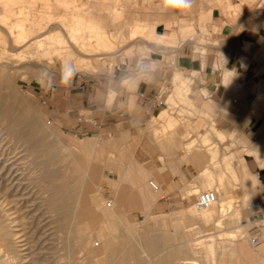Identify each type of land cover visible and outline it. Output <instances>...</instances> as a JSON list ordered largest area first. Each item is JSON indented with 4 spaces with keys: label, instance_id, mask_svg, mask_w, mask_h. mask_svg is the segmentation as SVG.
Instances as JSON below:
<instances>
[{
    "label": "rangeland",
    "instance_id": "374dc122",
    "mask_svg": "<svg viewBox=\"0 0 264 264\" xmlns=\"http://www.w3.org/2000/svg\"><path fill=\"white\" fill-rule=\"evenodd\" d=\"M67 1H71L69 2L70 5H62L57 0H43L44 3L42 0H24L26 7L24 8V12L27 16L30 14L29 19H31L30 22L25 23L29 36L27 35L23 42L22 40L18 44L14 42V48L10 45L8 46L9 51L13 54L8 52L7 56H10L11 60H4L10 65L7 73L11 80V84L5 92L9 93L10 98L12 97V101L16 104L17 111L15 114L18 113L17 115L24 114L25 116L35 117L41 127V133L44 135L46 144H53L55 150L57 149V152L60 154L58 164L61 172L59 177L56 178V181L68 184L71 186V189L80 190L78 181L80 174H76V176L74 168L79 165L80 160H83L86 163H84L85 168H88L86 169L87 173H96L98 187L89 195L88 202H84V198H76L77 217L72 222L67 221L59 212L55 211L54 213L50 207L55 202L54 199L57 198L59 201V199L61 200L63 198V193L59 191V195L61 196L57 197L58 192L53 193L52 182L40 170L43 167L41 161H48L49 156H41L36 159L31 151H27L32 146L31 142L21 145V143L18 144L16 139L11 138L12 136L6 137L9 142L13 143L7 144V142H4V144L0 145H4V148H12L14 151L10 155L12 159L7 164V167H10L12 163H16L15 166H18L21 171L15 173L16 167L14 170L13 166L11 171L12 176L4 175V179L6 180L4 182L2 179L1 182L6 183L10 177L12 179L11 181L14 178H21L20 181L18 180L20 183L18 190L21 191V187H24L21 191L22 194L24 193L23 197L21 198L19 196L17 198L20 205V209L18 208L20 212L15 213L18 209L13 206L15 205L13 198H10L12 203L8 206L14 214L12 219L14 221L13 231L16 233L14 239L17 240L19 238L17 241H21V245H26L23 249L28 248V250L24 251V254L33 250L29 254L40 260L38 264H158L160 259L154 257V254L145 247V241L149 240L152 236L156 237V235L151 233L150 228H144L143 223L133 226L131 220L124 219L120 214V219L115 218L113 221L111 217L109 219L106 216L103 217L101 219L103 222L99 226L94 225L91 221V214L93 212L98 215L111 213V209L107 205L110 201L113 203L112 208L119 206L118 194L113 190L114 187L112 189L109 187L110 185L112 186L113 182H117L119 178V171L117 170L119 168L118 164L127 161H136L135 158L140 157L139 151H137L138 148L140 149L141 146H147L149 148L153 146L154 148H159L162 152L176 150L184 153L190 157L191 164L204 165L206 173L202 177L207 179L206 183L213 182L208 187L206 185H199L191 189L188 193L191 197L190 201L192 200L191 209L187 213H184L179 220L180 225L190 233V251L194 250L197 251L196 254L198 253L194 258L196 264H259V261L244 260L243 257L237 254V249L239 248L252 253L242 242L247 243L248 247L253 250L258 248L250 245V239L254 236L262 239L261 245L264 243V227H260V230L257 227L250 231L247 230L248 226L253 225V223H247L249 215L248 207L253 201L254 194L260 189L259 182L258 180L254 181L256 176L250 173L248 168L250 180L248 181V185L245 186L244 178L240 170L238 171L237 163H234L237 172L234 173L229 161H224L222 158L225 155L231 156L233 159L244 158L247 167L256 163L261 168H264V157L257 159L254 154L250 153L251 150L256 148V143L264 139V119L260 120L259 116L264 111V108L257 107L254 104L257 121L250 124V129H241L235 123L228 122L234 115V108L220 109L214 102H211V91H208L203 86L205 81L201 75L194 72H183L190 81L188 85L192 84L183 100L173 105H165L164 103L166 102L163 100L167 95L173 96V93H175V85L172 79H174L179 69L174 68L173 64L176 62L179 48L186 43H191V46H194L196 50V55L204 58L209 51L208 49L216 48L215 46L218 43L211 38L210 33L204 27L189 26L182 23L173 29L165 28V30H156V26L150 20V0ZM118 3L120 4L118 5ZM79 4L82 8H80ZM81 4L85 6L83 7ZM238 4L237 6L234 2L228 3V13L238 16L242 13L246 14L249 11L248 16L260 18L256 28H264V23H261V20H264V0H239ZM261 4L262 7L259 9V5ZM46 5L50 6L46 7ZM75 6L77 8H75L76 11L74 10ZM118 6L121 8L119 9ZM18 8V5H16L14 12H17V16L11 17L9 26H12L15 21L17 23L19 22ZM116 9L118 10L117 12L122 9L121 11L123 13L120 11L117 17L110 15L113 14L112 10L116 12ZM244 11L246 12L244 13ZM79 13L87 22L96 23L98 26L104 28L111 42V46L108 47L109 49L96 46L94 34L87 31L84 33V37L88 40L87 43L90 52L81 54L76 51L75 46L70 42L71 37L67 30L68 25L72 21L73 14L80 15ZM58 16H61V19ZM34 21L38 24L36 22L34 23ZM41 21H43L42 24ZM138 25L141 34H138L137 38H133L132 40L130 39V33ZM30 26L32 27L31 30ZM19 29H15L16 37H18ZM141 30H144V33ZM115 37L118 40H115ZM41 41H44L42 44L43 47ZM35 47L37 48L35 49ZM93 48H96L94 49L95 52L91 50ZM53 52L59 53H56V55ZM71 52L73 54L70 55ZM30 53L32 55L36 54L38 61L28 62L31 57ZM95 53L97 55H94ZM14 54L15 56H13ZM50 55L51 58L48 59ZM217 56L218 58L214 64V69L220 70L224 75V68L230 65L236 74L233 77L234 79L231 78L230 84L226 85L238 88L240 86V79L244 78L242 71L234 67L230 62L228 54L217 53ZM25 58L27 59L25 60ZM245 59H241L242 62H246L244 66L249 61ZM4 61H0V68L6 67ZM87 61L90 62V66L87 65V67L82 68L83 64H88ZM66 63H71L74 68L77 67L75 68L76 75L72 79L70 87H64L60 84V69ZM146 66L154 67L147 72H141V69ZM45 69L49 71L45 72ZM137 75H144L146 77V83L158 86V91L154 97L157 109L150 113L142 127L134 128L136 126L126 125L124 129L113 131L111 134L109 132L101 134L88 133L79 130L80 123H78V115L71 118V120L73 119L72 122H74L73 125L77 127L69 128L63 125L61 120L65 116L66 111L64 96H75L78 93H85L88 85L96 84L99 86L107 79H114L122 86H125V88H128L130 82L128 83L126 81H130ZM53 80L56 86L48 87L47 82ZM114 97V94L110 96V102H112ZM204 105H211L213 108L205 114L201 111ZM164 109L168 110V116L166 118H160L159 120H153V117H157ZM137 114H140V108H137ZM169 115L171 116L169 117ZM216 129L226 135L224 140L218 136ZM141 134L144 136L143 139L142 137H138ZM245 136H247L245 139L248 140H246L247 145H241L238 140L244 139ZM244 150H247V152H243ZM199 156L203 157L198 158ZM1 162L2 159L0 157ZM21 173H23L24 177H21ZM81 176L86 177V174L81 173ZM220 177L224 185L220 183ZM99 187L100 190L98 189ZM205 191H216L215 193L219 199V202L215 205V209H217L215 210L216 214L214 213L208 221L200 218L199 213L194 208L196 194ZM1 198L3 199L0 194V204L5 202L3 204L7 205V201L4 200L5 198L3 200ZM219 204H223L224 207L219 206ZM222 209H224V212ZM217 214H224V216L221 215L222 217H219ZM21 216L23 220H21ZM218 221H221L220 224L222 226L217 223ZM21 235L27 236L22 237ZM29 240L34 242V244L29 242ZM130 240L131 242H129ZM106 244L107 247H112V254H103L102 249H104ZM33 246L36 247L33 248ZM211 246H213L215 253L206 255L205 251ZM40 247L43 250H40ZM140 247H145L147 254L153 256L150 261L147 260L146 256L142 255ZM128 248H136L138 250L137 259L129 254L127 251ZM34 253L36 254L34 255ZM199 253L202 254L199 255ZM107 256L110 257L107 258ZM24 261V264H29L27 261H30V257ZM182 263L185 262H178L176 264Z\"/></svg>",
    "mask_w": 264,
    "mask_h": 264
},
{
    "label": "crops",
    "instance_id": "0c3cea01",
    "mask_svg": "<svg viewBox=\"0 0 264 264\" xmlns=\"http://www.w3.org/2000/svg\"><path fill=\"white\" fill-rule=\"evenodd\" d=\"M233 2L239 5V0H193L192 7L181 12L164 11L162 0H150L149 10L151 23H154L158 31L173 29L182 23L207 29L211 38L218 43L216 48H209L206 56L202 58L196 55L191 43H186L177 51L173 67L182 73H199L205 81L203 86L211 91V102L220 109L233 107L234 115L228 122L245 130L250 129V124L257 121L254 109L257 95L254 88L257 84L264 85V28H256L260 18L248 16L249 11L238 16L229 14L227 4ZM246 45H249L248 50ZM217 53H229L230 62L237 70L242 71L244 78L240 79L238 88L226 85L224 75L220 70L214 69ZM242 58L249 60L246 66L242 64ZM157 91L158 86L155 84L130 83L125 88L118 81L107 79L99 86L88 85L85 93L64 96L66 111L61 121L64 126L75 128L77 126L73 125L71 118L78 115L80 131L100 134L120 131L126 125L142 127L150 113L157 109L154 100ZM112 94L115 97L110 102ZM207 107L210 110L213 108L211 105H204L202 109ZM137 108H140V114H137ZM259 116L263 120L264 111ZM138 137L144 138L143 134ZM137 151L140 157L135 158L136 161L118 164L119 178L109 186L111 189L114 187L113 190L118 194L120 215L131 220L133 226L143 223L144 228H150L151 233L156 235L145 243L151 246L154 257L160 259L158 264L187 262L191 258L190 233L180 225L179 220L191 209L192 200L190 201L191 197L187 193L195 186L208 183L202 177L206 168L204 165L191 164L190 157L176 150L162 152L153 146H141ZM201 157L203 156L198 158ZM248 168L256 176L254 179L258 180L260 187L252 200H259L264 204V168L256 163ZM151 182L158 183L156 185L159 192L152 189ZM262 219L264 211L259 215H248L247 223L253 225L248 226L247 230L255 227L259 229V220ZM242 244L255 255H260L259 260L264 262V243L254 250L247 243Z\"/></svg>",
    "mask_w": 264,
    "mask_h": 264
},
{
    "label": "bare ground",
    "instance_id": "6f19581e",
    "mask_svg": "<svg viewBox=\"0 0 264 264\" xmlns=\"http://www.w3.org/2000/svg\"><path fill=\"white\" fill-rule=\"evenodd\" d=\"M35 1V0H34ZM50 1V0H48ZM59 3H61L62 5H70L69 2L71 1H67V0H57ZM82 1V0H81ZM97 1V0H96ZM109 1V0H108ZM118 1V0H117ZM116 1V3H117ZM43 2V0H42ZM79 2V1H78ZM104 2V1H103ZM113 2V1H112ZM44 3V2H43ZM46 3V1H45ZM74 3V2H73ZM42 4V3H41ZM52 4V3H51ZM120 3H118L119 5ZM125 4V3H124ZM123 4V5H124ZM18 5V9H19V12H18V18H20L19 22L17 23L15 20L14 24H12V26H9V20H11V17H15L17 16V12L15 13L14 12V8L15 6ZM28 5V4H27ZM36 5V4H35ZM43 5V4H42ZM82 5V4H81ZM32 6V5H30ZM34 6V5H33ZM47 6H50V5H46ZM80 6V4H79ZM83 7L85 6L84 4L82 5ZM121 6V5H120ZM45 7V6H44ZM52 7V6H51ZM66 7V6H65ZM64 7V8H65ZM73 7V6H72ZM71 7V9H72ZM262 7V4L259 5V9ZM24 8L25 7V4H24V0H0V61H9L11 60L10 56H7V53L8 52H11L9 51V48L8 46L10 45L11 47L14 48V42H20V40H23L27 37V35L29 34L28 33V29H26L25 27V23L27 22H30L31 19H29V15L27 16L24 12ZM31 8V7H30ZM50 8V7H49ZM63 8V7H62ZM76 6L74 7V10H75ZM80 8H82L80 6ZM104 8V7H103ZM119 8V6H118ZM121 8V7H120ZM119 8V9H120ZM258 8V7H257ZM29 9V8H27ZM53 9V8H52ZM54 9H56L54 7ZM68 9V8H67ZM77 9V8H76ZM88 9V8H87ZM264 9V8H263ZM26 10V9H25ZM69 10V9H68ZM90 10V9H88ZM122 10V9H121ZM120 10V11H121ZM50 11V9H49ZM76 11V10H75ZM79 11V10H78ZM84 11V10H83ZM86 11V10H85ZM108 11V10H107ZM113 11V12H112ZM111 12L113 14H110V15H114V16H118L120 11L117 12L118 10L116 9V12H114V10H112ZM52 12V11H50ZM55 12V11H54ZM96 12V11H95ZM122 12V11H121ZM258 12V11H257ZM33 13V12H32ZM38 13V12H37ZM44 13V12H43ZM53 13V12H52ZM77 13V12H75ZM82 13V11H81ZM85 13V12H84ZM123 13V12H122ZM72 14V13H71ZM80 14V13H79ZM83 14V13H82ZM86 14V13H85ZM32 15H35V14H32ZM39 15V14H38ZM58 15V14H57ZM46 16V15H44ZM43 16V17H44ZM86 16V15H85ZM35 17V16H34ZM42 17V16H40ZM57 18V16H55ZM59 17V16H58ZM61 17V16H60ZM59 17V19H61ZM111 17V16H110ZM121 17V16H120ZM16 17V19H18ZM31 18V17H30ZM52 18V17H51ZM62 18H63V15H62ZM66 18V17H65ZM69 18V17H68ZM113 18V17H112ZM119 18V17H118ZM116 18V19H118ZM48 19H50V17H48ZM53 19V18H52ZM87 19V18H86ZM93 19V18H92ZM13 21V19H12ZM54 21V20H53ZM66 21V20H64ZM94 21V20H93ZM36 21H34L35 23ZM43 21H41V24H42ZM51 22V21H50ZM56 22V21H55ZM37 23V22H36ZM261 23H264V20H261ZM38 24V23H37ZM134 24V23H133ZM29 25V24H28ZM40 25V24H39ZM62 25V24H61ZM100 25V24H99ZM36 26V25H34ZM33 26V27H34ZM38 26V25H37ZM60 26V25H59ZM64 27V25H62ZM39 27V26H38ZM146 27V26H144ZM262 27V26H261ZM17 28H20L19 29V34H18V37L15 36V29L17 30ZM31 26H30V30H31ZM48 28V27H47ZM60 28H62L60 26ZM147 28V27H146ZM144 28V29H146ZM142 29V27H141ZM36 30H39V29H36ZM44 30V29H43ZM49 30V29H48ZM47 30V31H48ZM66 30V29H65ZM42 31V30H41ZM58 31V30H57ZM69 31V36L71 37V41L72 44L75 46L76 48V51L79 52V53H88L90 52L89 51V46H88V43H87V39L86 37H84V33H86L87 31L90 32L91 34H94L95 36V40H96V46H98L99 48H108L109 46H111V42L109 41V38L107 36V34L105 33L104 31V28L101 27V26H98L96 23H93V22H87L85 20V18L83 16L80 15H74L72 16V21L70 22V24L68 25V30ZM142 31V30H141ZM144 31V30H143ZM142 31V33H144ZM39 33V32H38ZM50 33V32H49ZM53 33V32H52ZM90 34V35H91ZM109 34V33H108ZM138 34L140 35V27L139 25L138 26H135L134 29L131 31L130 33V39L133 40V38H137ZM41 35V34H40ZM66 35V34H65ZM29 36V35H28ZM42 36V35H41ZM50 36V35H49ZM55 36V35H54ZM113 36V35H112ZM119 36V35H118ZM123 36V35H122ZM57 37V35H56ZM62 37V36H61ZM125 37V36H124ZM48 38V36H47ZM116 38V37H115ZM119 38V37H118ZM28 40V39H27ZM32 40V39H31ZM38 40V39H37ZM62 40V39H61ZM60 40V41H61ZM67 40V39H65ZM93 40V39H91ZM114 40V39H113ZM112 40V41H113ZM115 40H118L117 38ZM51 41H52V38H51ZM64 41V39H63ZM121 41V40H120ZM30 42V41H28ZM41 45L43 44L44 41H41ZM59 42V41H57ZM67 42V41H66ZM94 42V41H93ZM92 43V42H91ZM40 44V43H39ZM60 44V42H59ZM90 44V43H89ZM29 45V44H28ZM91 45V44H90ZM37 46L39 47V45L37 44ZM47 47H49L48 45H46ZM112 46H113V43H112ZM43 47V45H42ZM46 47V48H47ZM91 47V46H90ZM93 47V46H92ZM180 47V46H179ZM246 50L249 49V45H246ZM37 47H35L36 49ZM41 48V47H40ZM38 48V49H40ZM74 48V47H73ZM28 49V48H26ZM96 48H93L91 50H94ZM109 49V48H108ZM112 49V48H111ZM14 50V49H12ZM25 50V49H24ZM30 50V49H29ZM48 50V49H47ZM101 50V49H99ZM50 51V50H48ZM64 51V49H63ZM98 51V50H97ZM37 52V51H36ZM40 52V51H39ZM95 52V50H94ZM101 52V51H100ZM98 52V53H100ZM175 52V51H174ZM247 52V51H246ZM12 53V52H11ZM55 53V52H53ZM53 53H51L53 55ZM57 53V52H56ZM55 53V54H56ZM59 53V52H58ZM57 53V54H58ZM93 53V52H92ZM91 53V54H92ZM13 54V53H12ZM19 54V53H17ZM26 54V53H25ZM56 54V55H57ZM73 54L72 52L70 53V55ZM229 54V53H228ZM31 57L29 58L28 62H33V61H38V56H36V54L32 55V53H30ZM39 55V54H37ZM94 55H97L96 53ZM102 55V54H101ZM106 55V54H105ZM15 56V54L13 55ZM19 56V55H18ZM24 56V55H23ZM29 56V55H28ZM89 56V55H88ZM12 57V56H11ZM17 58V57H15ZM51 58V55L48 59ZM67 58V57H66ZM80 58V57H79ZM78 58V59H79ZM92 58V57H91ZM101 58V57H100ZM18 59V58H17ZM24 60V58H22ZM27 58H25L26 60ZM56 59V58H55ZM226 59V58H225ZM73 60V59H72ZM82 60V59H81ZM85 60V58H84ZM246 60V59H245ZM51 61V60H50ZM61 61V60H60ZM74 61V60H73ZM72 61V62H73ZM89 61V60H88ZM88 64H83L82 65V68L83 67H87L90 66V62H88ZM5 62V61H4ZM27 62V63H28ZM71 62V63H72ZM80 63V61H78ZM19 63V62H18ZM26 63V64H27ZM41 63V62H40ZM78 63V64H79ZM245 61L242 62L243 65H245ZM74 64V63H72ZM5 65L6 67L4 68H0V144H4V142H7V144H10V143H13V142H9L8 141V137H11L13 139H16L18 141V144L21 143L24 144V143H27V142H31L32 146L30 148L27 149V151H31L32 154L35 156V158H40L41 156H46L48 157V161H41V165L43 166L42 168H40V170H42V174L48 178L50 180L51 185L53 186V193L54 192H58V196H61L59 195V191L62 192L61 194L63 195L62 199L58 201V199H54L55 202L53 204H51V209H53L52 211H57L60 213V215L64 216V219L66 218V220L69 222H72L76 219L77 217V214H76V203H75V200L76 198L78 197H81V198H84V202L87 201V199L89 198V195L91 193L94 192V189L98 187V180L96 179V173L95 174H90V173H87V170L88 168H85L84 166V161L83 160H80L79 161V165L74 168L75 170V175L76 174H80V178L78 179L79 181V186H80V190L79 189H71L68 184H65V183H59L56 181V178L59 177L60 175V168H59V160H60V154L57 152V149L55 150V147L53 146V144H46V140L44 139V135H42L41 133V127L40 125L38 124V122L36 121V118L35 117H31V116H25L24 114H20V115H17L15 114L16 111H17V107H16V104L14 101H12V97L10 98V95L8 92H5V90L10 86L11 84V80H10V77L8 75V69L10 68V65L9 63L5 62ZM77 65V64H76ZM75 66V64H74ZM92 66V65H91ZM30 68V67H29ZM77 68V67H75ZM85 69V68H84ZM15 71V70H13ZM16 72V71H15ZM17 73V72H16ZM22 73V72H21ZM235 71L233 70V68L230 66V65H227L225 68H224V83L225 84H230V81L232 80L231 78H233L235 76ZM174 75V74H173ZM237 76V75H236ZM174 77V76H173ZM234 79V78H233ZM129 83V81H126ZM172 82L173 84L175 85V93H173L174 95L173 96H170V95H167V97H165V102L168 104V105H173V104H176L178 103V101L180 100H183L185 98V95H186V92H188L187 90L189 88H191L192 84L188 85L189 84V80L188 78L181 72V71H178V73L175 75L174 79H172ZM232 83V82H231ZM133 84V83H132ZM232 85V84H231ZM234 85V84H233ZM252 89V88H251ZM254 93L257 95V100H255V106L257 107H263L264 108V85L262 84H257L254 88ZM164 95V94H163ZM163 98V97H162ZM11 99V101H10ZM26 106V105H25ZM210 108L207 107V108H204V109H201V111L205 114H207L209 111ZM32 111V110H31ZM166 116H168V110L164 109L157 117L153 118V120H159L160 118H166ZM171 115H169L170 117ZM172 118V117H171ZM167 122V121H166ZM165 122V123H166ZM169 123V122H167ZM42 124V123H41ZM233 128V127H232ZM217 130V134L218 136L224 140L226 138V135L221 132V131H218ZM223 131V130H222ZM48 136V135H47ZM7 137V138H6ZM247 136L244 137V139H241V140H238L239 143L241 145H247V139H245ZM247 140V141H246ZM12 141V140H10ZM15 142V141H14ZM231 142V141H230ZM250 142V141H249ZM88 143V142H87ZM17 144V143H16ZM29 145V144H28ZM249 145V144H248ZM255 145V144H253ZM8 146V145H7ZM18 148V147H17ZM16 148V150H17ZM20 149V147H19ZM24 149V148H23ZM26 150V149H25ZM22 151V150H21ZM24 151V150H23ZM25 152V151H24ZM243 152H247V150H244ZM14 151L12 148H4V145H0V157L2 159V162L0 163V194L1 196L3 197L4 200H6V204L7 205H4L2 200V204H0V264H24L26 259H28L30 257V261H27V263L29 264H38L40 262V260H38L36 257H32L31 254V250L30 252L28 251L27 254H24V251L28 250V248L26 247V249H23V247H25L26 245H21L22 242H18L17 240H15V236H16V233H14L13 231V224H14V221L12 220L13 219V213H12V209L8 208V206L10 205V203H12V201H10L11 199L10 198H13V201L15 202L13 205L16 209H18L20 207L19 205V201L17 198H19V196L22 198L23 197V194L21 193V191L23 190V186L21 187V191L18 190L20 188V183L18 182V180L20 181L21 178L19 179H15L13 181H11V177L7 179L6 183H4L6 179H4V175H7V176H12V167L14 166V170H15V167H16V170H15V173L17 172H20V168L18 166H15L16 163H12L10 167H7V164L10 162V160L12 159V157H10L11 154H13ZM30 153V152H29ZM250 153L254 154L256 156L257 159H261L264 157V139H262L260 142L256 143V148L251 150ZM20 154V153H19ZM225 154V153H224ZM48 155V156H47ZM28 156V155H27ZM215 157V155H214ZM212 160V159H211ZM222 160L224 161H229V164L230 166L232 167V170L234 173H237L236 170H235V167L236 165L234 163H237V167L239 168L238 171L240 170V172L242 173V176L244 178V185L247 186L248 185V181L250 180L249 179V176H248V167L246 165V161L244 158L242 159H233L231 156H223ZM36 163V161H35ZM37 164H40V163H37ZM86 164V163H85ZM228 165V164H227ZM39 166V165H38ZM88 166V165H87ZM237 169V168H236ZM102 170V169H101ZM4 172V173H3ZM81 173H85L86 174V177H82L81 176ZM26 174V173H25ZM24 174V175H25ZM41 174V175H42ZM211 174V173H210ZM213 174V173H212ZM220 175V174H219ZM23 176V173H21V177ZM77 176V175H76ZM222 176V175H221ZM24 177V176H23ZM13 178V177H12ZM3 179V183L1 182ZM220 180V183H222V178L220 177L219 178ZM16 181V182H15ZM77 181V180H76ZM254 181H256V179H254ZM71 182V181H70ZM152 184H154L153 182H151ZM150 183V186L152 187ZM219 183V182H218ZM22 184V183H21ZM212 183L208 182L206 184V187L212 185ZM73 185V184H71ZM157 189H155L154 187H152V189L155 191V192H159V187L154 184ZM215 185V184H214ZM224 185V184H223ZM25 186V185H24ZM210 188V187H209ZM100 190V187L98 188ZM20 191V192H19ZM218 191V190H217ZM19 192V194H18ZM214 192V191H212ZM216 192V191H215ZM214 192V193H215ZM55 193V194H56ZM188 194V193H187ZM216 194V193H215ZM217 195V194H216ZM55 196V195H54ZM16 198V199H15ZM22 201V200H21ZM45 201V200H44ZM43 201V202H44ZM88 202V201H87ZM219 202V199H218V196H217V201L215 204H213L211 207H209L208 209H204L202 211H197L199 213V216L200 218L208 221L212 218V215L215 213V205ZM83 203V202H82ZM85 204V203H84ZM113 204V203H112ZM112 204L110 206V209H111V213L110 214H106V215H98L96 214L95 212H93L91 214V221L94 225L96 226H99L102 224L103 221H101V219H103V217H111L113 218L112 221L115 219V218H118L120 219V216H119V208L118 207H114L112 208ZM224 204V203H223ZM223 204H219V206H223ZM81 205V203H80ZM86 205V204H85ZM229 205V204H227ZM23 206V205H22ZM47 207V206H46ZM80 207V206H79ZM224 207V206H223ZM22 208V207H21ZM36 208V207H35ZM195 208V207H194ZM227 208V207H226ZM15 209V210H16ZM20 209V208H19ZM17 210L15 213H17L18 211L20 212V210ZM37 209V208H36ZM46 210V209H45ZM219 210V209H218ZM221 210V209H220ZM224 209H222L223 211ZM51 211V213H53ZM18 212V213H19ZM22 212V211H21ZM47 212V211H45ZM217 212V211H216ZM224 212V211H223ZM31 213V212H30ZM57 213V214H59ZM220 213V212H219ZM21 214V213H20ZM81 214V213H80ZM103 214V213H102ZM105 214V213H104ZM216 214V213H215ZM219 215V214H217ZM224 216V214H221ZM219 215V217L221 216ZM38 216V215H37ZM196 216V215H195ZM58 217V215H57ZM218 217V218H219ZM222 217V216H221ZM24 218V217H23ZM28 219V218H27ZM32 219V218H31ZM40 219V218H39ZM43 219V218H42ZM55 219H56V216H55ZM58 219V218H57ZM63 219V220H64ZM21 220L22 219V216H21ZM37 220V219H36ZM106 220V219H105ZM222 220V218H221ZM16 221V220H15ZM32 221V220H31ZM166 221V220H165ZM194 221V220H193ZM223 221V220H222ZM50 222V221H49ZM54 222V221H53ZM221 222V221H220ZM220 222L218 221L217 223L220 224ZM18 223V222H17ZM26 223V222H24ZM32 223V222H31ZM59 223V222H58ZM160 223V222H159ZM216 223V224H217ZM34 224V223H33ZM162 224V222H161ZM111 225V224H110ZM151 225V224H150ZM222 226V224H220ZM17 226V225H16ZM25 226V225H24ZM106 226V225H105ZM220 226V227H221ZM224 226V225H223ZM23 227V226H22ZM30 227V226H29ZM111 228V227H110ZM161 228V227H160ZM37 231V230H36ZM40 231V230H39ZM70 231V230H69ZM32 232V231H31ZM54 232V231H53ZM18 233V232H17ZM118 233V232H117ZM174 233V232H173ZM19 234V233H18ZM17 234V235H18ZM39 234V233H38ZM43 234V233H42ZM176 234V233H175ZM174 234V235H175ZM28 235V234H27ZM27 235L25 236H22V237H26ZM51 235V233H50ZM20 237V236H19ZM122 237V236H121ZM133 237V236H132ZM21 238V237H20ZM33 238V237H32ZM124 238V237H123ZM112 239V238H111ZM26 240V239H25ZM23 241V240H22ZM27 241V240H26ZM105 241V240H104ZM113 241V240H112ZM133 241V240H132ZM188 241V240H187ZM210 241V240H209ZM29 242H31L29 240ZM38 242V241H37ZM131 242V240L129 241ZM128 242V243H129ZM24 243V242H23ZM28 243V242H27ZM26 243V244H27ZM34 244V242H31ZM36 243V242H35ZM39 243V242H38ZM32 244V245H33ZM37 244V243H36ZM35 244V245H36ZM131 244V243H130ZM146 244V243H145ZM40 245V244H39ZM139 245V244H138ZM27 246H29L27 244ZM38 246V245H37ZM43 246V245H42ZM122 246V245H121ZM156 246V245H155ZM31 247V246H30ZM36 247V246H35ZM33 246V248H35ZM143 247V246H142ZM141 248V253L142 255L146 256L147 260L150 261L153 256H149L147 254V252L145 251V247L147 250H150L151 252V246L150 245H146L144 248ZM209 247V246H208ZM108 248V249H107ZM32 249V248H31ZM38 249H39V246H38ZM37 249V250H38ZM129 249V248H128ZM127 249V251L129 252L130 255L134 256L136 259L138 257V250L136 248H130L129 250ZM139 249V248H138ZM30 250V249H29ZM35 250V249H34ZM40 250H43L41 249L40 247ZM53 250V249H52ZM108 250V251H107ZM190 250V249H189ZM36 251V250H35ZM140 251V250H139ZM193 251V252H192ZM190 251V254H191V258L187 259L185 263H182V264H196V262L194 261L195 259V256L198 254H196L197 251H194L192 250ZM38 252V251H36ZM102 252L103 254L106 253L107 255L112 254L113 252V249L111 246L107 247V244L105 245L104 249H102ZM154 252V251H153ZM164 252V251H163ZM182 252V251H181ZM186 252V251H185ZM199 252V251H198ZM201 252V251H200ZM48 253V252H47ZM152 253V252H151ZM188 254V252H186ZM184 253V255L186 254ZM206 255L209 253L211 254H214L215 253V250H213V246H211L209 249H207L205 251ZM36 253H34L35 255ZM202 254V253H199V255ZM237 254L240 255V257H243V259L245 260H249V261H259V264H264V262H261L259 260L260 258V255H255L253 253H249L248 251H245L243 249H237ZM128 255V253H127ZM125 255V256H127ZM189 255V254H188ZM187 255V256H188ZM104 256V255H103ZM111 256V255H110ZM109 256V257H110ZM129 256V255H128ZM193 256V257H192ZM237 256V255H236ZM101 257V255H100ZM107 256V258H109ZM214 257V256H213ZM105 258V257H103ZM166 258V257H165ZM168 258V257H167ZM182 258V257H181ZM180 258V260H181ZM188 258V257H187ZM40 259V258H39ZM123 259V258H122ZM135 259V260H136ZM43 260V259H42ZM46 260V259H45ZM55 261V260H54ZM49 262V261H48ZM182 262V261H181ZM180 262V263H181ZM242 262V261H241ZM52 263V262H51ZM97 264V263H96ZM107 264V263H106ZM123 264V263H122ZM241 264V263H239ZM250 264V263H249Z\"/></svg>",
    "mask_w": 264,
    "mask_h": 264
},
{
    "label": "clouds",
    "instance_id": "9594fccd",
    "mask_svg": "<svg viewBox=\"0 0 264 264\" xmlns=\"http://www.w3.org/2000/svg\"><path fill=\"white\" fill-rule=\"evenodd\" d=\"M193 0H162V9L164 11L169 10H179L181 12L187 11L192 7ZM154 66H146L141 69V72H147L151 70ZM45 72L49 71L47 69ZM75 68L71 63L64 64L60 69V84L64 87H70L72 83V79L75 77ZM146 77L144 75H137L133 77L129 82L133 84H138L140 82H145ZM48 87H55L56 84L53 81L47 82Z\"/></svg>",
    "mask_w": 264,
    "mask_h": 264
},
{
    "label": "built area",
    "instance_id": "2783aa9c",
    "mask_svg": "<svg viewBox=\"0 0 264 264\" xmlns=\"http://www.w3.org/2000/svg\"><path fill=\"white\" fill-rule=\"evenodd\" d=\"M141 97H144V94H141ZM94 125H97L96 122H93ZM152 187H154L155 189H157V187L152 184ZM217 201V195L212 192V191H205V192H200L198 194H196V198H195V203H194V207L197 211H202L204 209H208L209 207H211L213 204H215ZM112 204V201H110L107 205L108 207H110ZM249 215H259L260 213H262L264 211V204L259 201V200H253L249 207ZM260 227H264V219L259 220ZM262 243V239L258 236H254L250 239V244L253 247H258L260 246Z\"/></svg>",
    "mask_w": 264,
    "mask_h": 264
}]
</instances>
